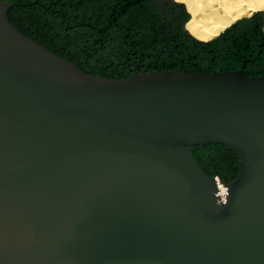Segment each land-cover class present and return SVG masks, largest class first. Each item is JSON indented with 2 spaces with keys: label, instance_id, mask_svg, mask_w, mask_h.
Segmentation results:
<instances>
[{
  "label": "water",
  "instance_id": "water-1",
  "mask_svg": "<svg viewBox=\"0 0 264 264\" xmlns=\"http://www.w3.org/2000/svg\"><path fill=\"white\" fill-rule=\"evenodd\" d=\"M0 1V264H264V77L82 72ZM239 156L228 184L192 146ZM225 189V201L219 197Z\"/></svg>",
  "mask_w": 264,
  "mask_h": 264
},
{
  "label": "trees",
  "instance_id": "trees-1",
  "mask_svg": "<svg viewBox=\"0 0 264 264\" xmlns=\"http://www.w3.org/2000/svg\"><path fill=\"white\" fill-rule=\"evenodd\" d=\"M2 1V0H0ZM11 24L48 51L92 75L126 79L133 73L240 70L264 77V13L243 16L209 40L185 25L191 15L178 0H9ZM209 176L228 184L239 156L218 143L192 146Z\"/></svg>",
  "mask_w": 264,
  "mask_h": 264
},
{
  "label": "bare ground",
  "instance_id": "bare-ground-1",
  "mask_svg": "<svg viewBox=\"0 0 264 264\" xmlns=\"http://www.w3.org/2000/svg\"><path fill=\"white\" fill-rule=\"evenodd\" d=\"M184 2L190 12L185 27L195 37L209 40L217 36L235 20L264 11V0H178ZM220 193H225L220 186Z\"/></svg>",
  "mask_w": 264,
  "mask_h": 264
},
{
  "label": "built area",
  "instance_id": "built-area-1",
  "mask_svg": "<svg viewBox=\"0 0 264 264\" xmlns=\"http://www.w3.org/2000/svg\"><path fill=\"white\" fill-rule=\"evenodd\" d=\"M219 197L221 201H225V193H220V188H219Z\"/></svg>",
  "mask_w": 264,
  "mask_h": 264
},
{
  "label": "rangeland",
  "instance_id": "rangeland-1",
  "mask_svg": "<svg viewBox=\"0 0 264 264\" xmlns=\"http://www.w3.org/2000/svg\"><path fill=\"white\" fill-rule=\"evenodd\" d=\"M259 11H262V10H259ZM189 12V11H188ZM190 13V12H189ZM263 13H264V11H263Z\"/></svg>",
  "mask_w": 264,
  "mask_h": 264
},
{
  "label": "crops",
  "instance_id": "crops-1",
  "mask_svg": "<svg viewBox=\"0 0 264 264\" xmlns=\"http://www.w3.org/2000/svg\"><path fill=\"white\" fill-rule=\"evenodd\" d=\"M249 16V15H248Z\"/></svg>",
  "mask_w": 264,
  "mask_h": 264
}]
</instances>
